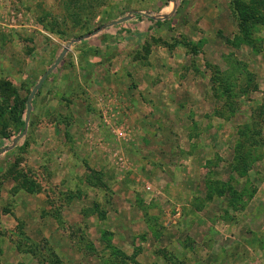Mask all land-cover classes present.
<instances>
[{
	"label": "rangeland",
	"instance_id": "obj_1",
	"mask_svg": "<svg viewBox=\"0 0 264 264\" xmlns=\"http://www.w3.org/2000/svg\"><path fill=\"white\" fill-rule=\"evenodd\" d=\"M227 1L240 27L232 44L243 42L245 52L239 60L230 51L220 64L199 56L202 71L196 86L203 93L208 90L206 97L198 96L206 107L178 112L172 127L155 128L158 137L146 151L147 163L171 166L166 174L141 173L144 160L128 156L132 145L140 155L142 142L136 137L145 130L136 131L120 119L122 111L116 115L108 95L101 124L112 136L111 143L97 136L100 127L95 126L85 139L111 153L114 170L86 174L89 190L83 192L67 187L66 180L60 182L62 173L51 189V174L42 166L53 163L55 171L62 170L66 157L59 143L55 145L60 152L53 156L51 145L42 143L40 152L33 148L36 137L61 132L51 128L52 120L62 123L65 117L60 112L48 115L49 110L66 105L73 114L81 107L84 88L78 85L74 64L66 60L74 58L79 43L133 13L161 18L166 17L161 10L170 7V13L181 15L205 0H0V264H264V0ZM180 21L175 18L172 28ZM177 42L188 43L186 38ZM66 47L68 54L35 97L26 123L25 100ZM189 50L201 53L196 45ZM82 52L88 54L85 46ZM92 53L100 57L99 67L109 61H102L95 49ZM109 56L118 57L115 51ZM179 165L183 171L175 172ZM51 191L52 218L55 227L72 236L71 256H59L48 242L34 241L35 226L10 217L17 202ZM61 202H75L92 231L101 230L104 207L111 206L123 233L121 248L112 247L110 254L108 229L99 232L105 239L96 233L100 238L91 234L83 243L76 228L62 220ZM125 215L128 224L124 220L122 227ZM142 215L145 222L138 221ZM129 216L141 225L131 233L126 231ZM196 220L197 230L190 231ZM60 237L52 243L65 254Z\"/></svg>",
	"mask_w": 264,
	"mask_h": 264
},
{
	"label": "crops",
	"instance_id": "obj_2",
	"mask_svg": "<svg viewBox=\"0 0 264 264\" xmlns=\"http://www.w3.org/2000/svg\"><path fill=\"white\" fill-rule=\"evenodd\" d=\"M170 11V7L162 9L161 13L165 14L166 17L161 18L145 16L140 12L131 13L132 15L128 21L108 26L79 43L76 46L77 50L74 58H66V61H71L74 64L72 66L73 73L75 72L78 85L84 88L81 91L83 98L81 107L78 108L81 112L76 109L72 114V107L66 105H62L61 110L57 105L58 112L57 110L55 112H52V109L49 110L48 115H57L60 112L65 117L62 123L54 118L52 120L51 128L58 129L61 132L53 136L36 137L35 143L37 145L33 147L34 151L40 152L45 148L41 147L42 143H45V146L47 144L51 145V155L53 156L55 153L59 154L60 152L59 147H56L55 144L59 143L62 146L60 148L62 149L61 152L63 151L62 156L66 157L62 170L55 171L52 168L53 163L47 164L45 162L42 166L46 167V170L48 168V173L51 174L49 175L50 179L47 176L51 183V189L58 185L55 180L60 173L63 174L60 182L66 180L67 187L85 192L89 190L87 187L88 182L83 179L86 174L92 175L93 170L111 174L114 170L109 159L111 153L102 152L95 146H90L85 139L86 135H91L90 129L92 126H95L96 128L100 127L97 136L111 143L112 136L101 124V116L106 117L107 113L105 106L108 101L104 98L108 99V95L113 98L111 105L116 115L122 111L119 116L120 119L125 118L136 131L145 130V132L140 133V136L136 137L138 141L142 142L143 149L137 148L140 155H137L136 150H133V145L127 152L128 156L144 160V163L141 164V162L139 165L140 172L160 176L166 174L167 169L171 167L155 165L152 161L151 163L148 162L151 164V168L149 165L147 166L146 151L149 150L148 146L156 141V137H158L154 133L155 128L172 127L174 119H178V112L195 110V107L196 109L206 107L205 104L199 101L198 96L205 94L206 97L208 90L205 88L206 90L203 93L202 88L196 86L197 82L201 81L199 80V73L202 69L199 66V56L203 55L211 63L218 64L220 60H225V56L231 55L229 54L231 51L235 53V58L241 60L240 53L245 52L246 44L243 42L238 43L236 46L232 44V36L234 34L239 36L240 27L227 0H205L204 3L190 7L188 11L183 12L181 15L170 13ZM177 17L181 18V21L172 28L173 21ZM183 38H186L188 47L177 42L178 39L181 41ZM191 45L198 46L201 53L196 54L189 50ZM82 46L86 47L88 54H83ZM145 47H147V52L144 50ZM94 49L102 54V61L106 60L107 57L109 58V61L106 60L107 62H104L106 64L102 67H99L100 57L92 53ZM113 51L116 52L118 57L111 59L113 54L109 56V53ZM117 61L118 64H115ZM124 70L126 71L125 76L123 74ZM203 75L206 80L208 73H203ZM183 104L186 107H182ZM117 107L120 112L117 111ZM149 127L153 129L151 133L148 131ZM117 155V153L114 154L115 157ZM155 159L159 158L155 156ZM42 167L39 166L38 168ZM149 168L150 170H148ZM182 169L183 167L180 165L176 166L175 172H181ZM52 191L48 193V196L46 194L45 197H41L40 194L35 195L30 202H17L16 211H13L10 217L22 218L25 223L29 221L33 224L35 228L31 229L33 231L31 237L34 241H46L52 249L56 248L55 251L59 256L66 254L71 256L70 251L74 243L71 240L72 236L66 234L67 232L59 229L58 226L55 227V220L52 218L54 210ZM51 196L53 197L51 198ZM45 198L46 202H44ZM110 207L108 204L104 207L106 215L105 219L102 220L103 222H100L101 230L95 228L94 231L90 230V224L87 223L82 209L79 207L76 210L75 202H61L60 211L62 220L67 223L68 227L72 225L76 228L77 237L82 239L83 243L91 234L100 238V233L104 234L105 230L108 229L112 234L109 243L110 252L112 247L121 248L119 245L124 239L122 238V231L117 228L118 216L110 213ZM127 216H122V227H124V220H126L125 223L128 222ZM140 220L145 222L143 215L138 219V221ZM76 221L77 227L71 224ZM195 222V227L191 225L190 231L197 230L199 220ZM129 224V231L126 228L129 233L141 226L136 224V221H133L130 216ZM96 233L100 235L97 236ZM54 237H60L61 247L65 245L67 253L63 254L60 248L53 246ZM74 238H76L75 235ZM101 238L105 239L104 235H101ZM164 239L163 237L161 241ZM82 250L84 251L83 247H81ZM125 250L122 248V251ZM71 262L73 264V261ZM83 264L85 263L83 262Z\"/></svg>",
	"mask_w": 264,
	"mask_h": 264
},
{
	"label": "water",
	"instance_id": "obj_3",
	"mask_svg": "<svg viewBox=\"0 0 264 264\" xmlns=\"http://www.w3.org/2000/svg\"><path fill=\"white\" fill-rule=\"evenodd\" d=\"M130 19V17L128 18H124L121 19L119 22H114L113 25L117 24V23H124L126 21H128ZM69 52V48H64L61 52V54L58 56L56 62L54 63V65H52L50 67V69L42 76V78L40 79V81L38 82V84L33 88L30 96L28 97V107H27V121L26 123L29 122V118L32 112V101L35 98V96L37 95V93L42 89V87L44 86L45 82L47 81V78L52 74L53 71L56 70V68L63 62L64 58L66 57V55Z\"/></svg>",
	"mask_w": 264,
	"mask_h": 264
},
{
	"label": "trees",
	"instance_id": "obj_4",
	"mask_svg": "<svg viewBox=\"0 0 264 264\" xmlns=\"http://www.w3.org/2000/svg\"><path fill=\"white\" fill-rule=\"evenodd\" d=\"M47 79H48V78H47ZM38 94H39V92L37 93V95H38ZM37 95H36L35 97H37ZM34 99H35V98H34ZM34 99H33V101H32L33 103H34ZM27 100H28V98H27L25 101L27 102ZM25 128H26V127H25V125H24L22 131H25ZM46 247H47V246H46L45 244H43V248L46 249Z\"/></svg>",
	"mask_w": 264,
	"mask_h": 264
}]
</instances>
